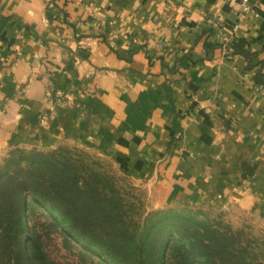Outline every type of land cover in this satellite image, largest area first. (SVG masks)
Returning <instances> with one entry per match:
<instances>
[{
    "label": "crops",
    "instance_id": "0c3cea01",
    "mask_svg": "<svg viewBox=\"0 0 264 264\" xmlns=\"http://www.w3.org/2000/svg\"><path fill=\"white\" fill-rule=\"evenodd\" d=\"M250 2L240 17L231 0H0V157L83 148L153 206L264 224V0Z\"/></svg>",
    "mask_w": 264,
    "mask_h": 264
},
{
    "label": "trees",
    "instance_id": "16d2710c",
    "mask_svg": "<svg viewBox=\"0 0 264 264\" xmlns=\"http://www.w3.org/2000/svg\"><path fill=\"white\" fill-rule=\"evenodd\" d=\"M59 152L69 151L13 153L1 167L0 264L44 263L34 230L26 240L24 217L36 210L47 211L52 224L71 234L88 252L102 255L105 264H166L170 248L172 253L181 249L174 264H262L239 239L208 225L203 232L177 231V241H169L174 232L169 230L159 241L161 251L156 258L147 254L142 239L128 230L123 204L111 186L100 174L84 165L77 167L75 160ZM157 238L156 233L149 235V239Z\"/></svg>",
    "mask_w": 264,
    "mask_h": 264
},
{
    "label": "rangeland",
    "instance_id": "374dc122",
    "mask_svg": "<svg viewBox=\"0 0 264 264\" xmlns=\"http://www.w3.org/2000/svg\"><path fill=\"white\" fill-rule=\"evenodd\" d=\"M61 147L70 149L68 154L59 152L61 155H67L75 160L74 164L77 167L84 165L90 171L100 174L104 183L116 192L115 195L123 204L127 228L136 239H142L143 248L149 251L147 254L156 258L161 251L159 241L169 234V230L174 231L169 234V241L172 239L177 241V231L187 233L198 229L203 232L204 227L208 225L212 229L239 239L242 245H246L248 254L255 255L257 257L255 259L264 264V224L258 216L227 206L193 205L181 201L153 206L144 189L135 185L130 177L120 173L114 161L96 156L83 148ZM51 151L53 150L44 153ZM6 159L0 157V169ZM106 190L110 194L109 189ZM24 221L28 231L26 240L34 230L33 235L37 238L44 255L43 264H105L102 255L88 252L82 244L75 242L71 234H66L60 226L52 224L47 211L28 212ZM155 233L159 237L158 240L149 239V235ZM175 243L177 242H172L171 245ZM173 250L170 248L167 251L166 264H174L175 259L181 256V249L172 253Z\"/></svg>",
    "mask_w": 264,
    "mask_h": 264
},
{
    "label": "built area",
    "instance_id": "2783aa9c",
    "mask_svg": "<svg viewBox=\"0 0 264 264\" xmlns=\"http://www.w3.org/2000/svg\"><path fill=\"white\" fill-rule=\"evenodd\" d=\"M160 1H166V0H160ZM239 4L241 14L240 17L244 16L245 14L252 13L255 11L254 4L250 2V0H231ZM257 90L261 94V96L264 98V86L257 87Z\"/></svg>",
    "mask_w": 264,
    "mask_h": 264
}]
</instances>
